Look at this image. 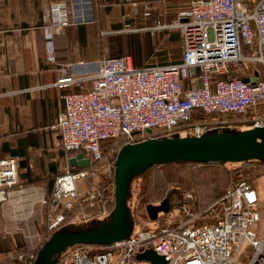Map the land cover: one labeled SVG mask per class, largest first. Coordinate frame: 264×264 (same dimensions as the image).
I'll return each mask as SVG.
<instances>
[{"label":"built area","instance_id":"1","mask_svg":"<svg viewBox=\"0 0 264 264\" xmlns=\"http://www.w3.org/2000/svg\"><path fill=\"white\" fill-rule=\"evenodd\" d=\"M46 12L47 61L54 63L53 37L69 24L91 23L93 11L91 0H76L72 9L55 1ZM144 16H151L148 9ZM145 30L178 31L180 61L135 67L129 55L103 56L55 69L63 111L52 129L64 152L83 154L90 166L65 170L55 179L44 201L51 233L66 223L75 204L98 198L97 205L104 207L99 192L81 193L79 185L96 176L97 164L124 145L147 138L200 137L234 125L264 128V0L252 9L238 0H194L169 23L155 19ZM250 65L261 71L244 78L241 70ZM84 77L91 81L87 90L80 89ZM252 78H257L254 84L243 81ZM250 168L255 176L227 187L214 207L200 215L202 222L191 218L193 194L178 191L177 203L170 201L178 207L174 216L160 213L152 227L135 225L125 241L73 247L58 264H151L137 258L147 252L164 264H264V227L259 224L264 162ZM17 173L15 158L0 159V203L18 185ZM35 258L16 256L19 264H34Z\"/></svg>","mask_w":264,"mask_h":264},{"label":"crops","instance_id":"2","mask_svg":"<svg viewBox=\"0 0 264 264\" xmlns=\"http://www.w3.org/2000/svg\"><path fill=\"white\" fill-rule=\"evenodd\" d=\"M55 1H65L70 9L76 3V0H0V159L13 157L18 163V185L10 191L8 200L0 203V264H10L18 255L16 241L9 235L17 228L12 212L20 207H33L34 200L42 199L46 192L48 199L55 179L74 168L69 165L73 156L68 157L62 150L59 134L52 129L63 111L61 92L54 86L55 69L94 62L110 56L109 53L122 54L120 36L124 33L150 36L147 59L155 54L167 55L170 48L167 44L178 37L171 34L176 30L150 31L145 26L153 25L155 19L169 23L188 10L194 0H91L94 20L83 25L69 24L57 33L52 40L55 61L50 63L43 28L46 9ZM257 1L238 0L247 9H252ZM146 9L150 17L144 16ZM72 15L70 10L68 16ZM156 40L161 42L156 44ZM179 43L177 60L164 65L180 61L181 38ZM260 71V67L251 65L241 70L244 78ZM80 85V89L87 90L91 81L84 77ZM27 190L35 195L23 197L21 193ZM70 213L71 219L85 214Z\"/></svg>","mask_w":264,"mask_h":264},{"label":"rangeland","instance_id":"3","mask_svg":"<svg viewBox=\"0 0 264 264\" xmlns=\"http://www.w3.org/2000/svg\"><path fill=\"white\" fill-rule=\"evenodd\" d=\"M177 37V35L175 36ZM122 40L123 55H129L132 59L135 49V43H139L143 52L141 65H164L168 62L177 60L180 53L179 38L171 40L168 54L153 55L151 59L147 55L148 47L151 45L152 39L146 34H128L124 33L120 36ZM119 41V40H118ZM156 40L155 43L158 44ZM115 53H109L113 56ZM144 59V60H143ZM245 130L239 125H234L228 129L219 130L229 132H240ZM218 131V132H219ZM164 138V137H162ZM160 138V139H162ZM140 141V140H139ZM117 150V148H116ZM116 154H111L97 164L96 176L88 177L84 182L80 183L81 193L88 191L89 194L99 192L100 196L104 197V207L96 205V203L87 202L80 203L82 206L78 208V212L85 214L78 215L73 219H69L62 227L65 231H80L93 227L107 221L114 210V165L113 161ZM250 171V172H249ZM247 174L255 176L251 171L250 164L246 163H225L218 166H205L198 163H183L169 166H154L147 170L142 176L135 178L130 187V199L128 206L133 216L136 227L148 226L153 224L148 219L145 211L146 205H158L170 193V201L177 203L178 191L193 194L195 200L189 205L190 213L196 221L202 222L200 215L203 212L214 207L215 203L223 194L225 188L231 180H235L238 175ZM262 187V185H260ZM92 192L90 193V188ZM23 197H32L35 192L27 190ZM33 194V195H32ZM47 192L42 199L34 200L33 207L17 208L12 212V220L16 225V229L9 235H12L16 241L18 253H23L26 258L37 255L41 246L49 239L51 232L47 230L48 206L44 203L47 201ZM97 196V195H95ZM95 201V200H94ZM26 202V201H25ZM21 204V203H20ZM25 203H23L24 205ZM177 208L175 205L170 210L172 216L176 214ZM105 214L101 213L103 210ZM101 218H97L100 217ZM188 218V216H187ZM199 218V219H198ZM69 222V223H68ZM259 224L264 227V201L261 203ZM10 264H19L16 256L10 260Z\"/></svg>","mask_w":264,"mask_h":264},{"label":"water","instance_id":"4","mask_svg":"<svg viewBox=\"0 0 264 264\" xmlns=\"http://www.w3.org/2000/svg\"><path fill=\"white\" fill-rule=\"evenodd\" d=\"M254 84L257 78L243 79ZM151 135V131H147ZM264 162V128L240 132H212L200 137L172 136L162 139L147 138L124 145L114 160V210L110 218L97 227L80 231L59 230L39 249L34 264H58L69 249L80 245H109L128 240L135 229V222L128 206L130 187L135 178L158 165L183 163H245ZM71 167L87 168L90 161L83 154H76L69 160ZM169 193L158 205H146L150 221L158 214H167L172 205ZM151 264H164L163 258L153 252L137 257Z\"/></svg>","mask_w":264,"mask_h":264},{"label":"trees","instance_id":"5","mask_svg":"<svg viewBox=\"0 0 264 264\" xmlns=\"http://www.w3.org/2000/svg\"><path fill=\"white\" fill-rule=\"evenodd\" d=\"M172 35H177L178 34V32H176V31H172V33H171ZM179 38H181L180 37V34H178L177 35ZM122 41V40H121ZM122 43V42H121ZM123 45V44H122ZM134 45H136L137 46V48L135 49V53L136 54H133V65L135 66V67H144V66H146V65H141L142 63V57H141V55L143 56V54H142V52H141V46H139L140 44L138 43H135ZM121 55H123V53L122 54H117L116 56H121ZM114 56V55H113ZM144 60V59H143ZM68 154V157L70 156H74L75 155V153H72V152H70V153H67ZM246 164H258L259 162H256V161H250V162H245ZM193 164H195V163H193ZM170 165H175V164H170ZM181 165V164H180ZM202 165H205V166H218V165H221V163H208V164H202ZM158 166H169V165H158ZM151 168H153V167H151ZM150 168V169H151ZM71 170H76L77 168H75V169H73V168H70ZM150 169H148V170H150ZM240 178H248V174H247V172H246V174L245 175H238L236 178H235V180H231V182L229 183V185L227 186V187H229L232 183H234L235 181H237L238 179H240ZM226 187V188H227ZM88 188H90V193L92 192V188L91 187H88ZM225 188V189H226ZM225 191V190H224ZM224 193V192H223ZM222 196V195H221ZM97 201H98V198L94 201V203H96V205H97ZM84 203H87V202H84ZM83 205V204H82ZM80 203H78V204H75V206H74V209H73V211L72 212H78V208H80V206H82ZM67 221L69 220V219H71L72 218V215H71V213H69L68 215H67ZM66 221V222H67ZM69 223V222H68ZM63 227V226H62ZM62 227L59 229V230H63L62 229ZM52 235V234H51ZM76 247H79V246H76ZM75 248V247H74Z\"/></svg>","mask_w":264,"mask_h":264}]
</instances>
